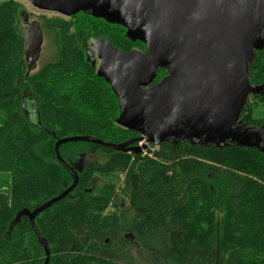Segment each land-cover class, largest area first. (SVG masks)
I'll return each instance as SVG.
<instances>
[{"label":"trees","instance_id":"16d2710c","mask_svg":"<svg viewBox=\"0 0 264 264\" xmlns=\"http://www.w3.org/2000/svg\"><path fill=\"white\" fill-rule=\"evenodd\" d=\"M19 11L15 0H0V264H42L28 218L7 229L16 211L33 209L71 183L55 156V138L89 135L117 143L138 135L116 125L117 99L86 61L85 48L100 36L120 50L143 44L128 40L120 25L81 12L44 18L54 56L29 71ZM164 73L158 68L154 81ZM249 82L264 84V48L255 51ZM25 94L32 97L33 118L22 105ZM240 119L264 126V95H249ZM98 151L107 154L104 162L85 164L75 187L34 219L49 245L48 264H118L135 245L154 264H264L260 151L184 141L137 154L84 141L59 146L71 160ZM96 175L104 182L92 193ZM115 193L126 197L128 212H105Z\"/></svg>","mask_w":264,"mask_h":264},{"label":"water","instance_id":"95a60500","mask_svg":"<svg viewBox=\"0 0 264 264\" xmlns=\"http://www.w3.org/2000/svg\"><path fill=\"white\" fill-rule=\"evenodd\" d=\"M28 1L39 10L64 16L83 12L120 25L128 40L145 47L144 52L123 51L106 38H96L85 49L86 61L117 99L116 125L140 136L117 143L89 135L55 138L56 158L70 174L71 183L33 209L16 211L7 229L10 233L26 216L43 249L42 264H48L50 249L34 218L75 187L77 171L83 168L82 156L71 163L73 168L60 157L58 147L63 143L85 141L135 154L145 147L133 144L139 141L156 146L184 141L217 148L235 144L264 155V126L247 125L240 119L249 95H264V84L249 82L255 51L264 48V0ZM41 40L38 27L29 25L24 35L28 69L38 58ZM158 68L166 74L142 88L156 77Z\"/></svg>","mask_w":264,"mask_h":264},{"label":"rangeland","instance_id":"374dc122","mask_svg":"<svg viewBox=\"0 0 264 264\" xmlns=\"http://www.w3.org/2000/svg\"><path fill=\"white\" fill-rule=\"evenodd\" d=\"M15 1L20 4V11L18 12L19 15H20V17H21V19H20L21 22L19 23V30L21 31V33L23 35V43H24V35H25L26 31H27V24L26 23L38 27V29L41 31L42 40H41V45H40V49H39V55H38V58L35 60V62L32 63L31 68L29 69V71H32V70L37 69L44 62L50 61L53 58V56H54V50H55V48L53 46V41H52L53 37H52L51 33L46 32V30L43 27H44V18H46L47 20H54V19L56 20V19H58V17L53 12L39 11V10L33 8L26 0H15ZM24 14L26 15V18H27L26 23L24 22V16H23ZM26 107H25V109H26ZM30 118H32V117H30ZM131 131H133V130H131ZM133 132L134 133H138V132H135V131H133ZM138 136H140L139 133H138L137 136L133 135L131 138H136ZM66 143H68V142H66ZM134 143H136V145H143V144L145 145V147L140 152H146V151H148V148L151 147V146H152L153 149H156L159 146V145L156 146V145H154L152 143H145V142H141V141L134 142ZM63 144H65V143H63ZM54 153H55V150H54ZM58 153L60 155L59 147H58ZM79 156H82L81 157V160H82L83 168H84V165L87 164V163L94 162V161H96L98 163L99 162H104V160L107 158V154L102 153L101 151H98V152L93 153V154H90V153L89 154H84L82 152H79L76 155L75 158L74 157L72 158L73 159L72 161H71L70 157L63 158L60 155V157L63 160H65L67 163H69V165L71 167H72L71 163L72 164L73 163H76L77 158ZM83 168H82V170H83ZM81 172L77 171V176ZM69 176H70V174H69ZM70 178H71V176H70ZM71 180H72V178H71ZM103 182L104 181L101 180L99 178V176L96 175L95 177H93V179L91 180V187H90L91 190H92V193H96L98 191L99 187L102 186ZM119 182L121 183V179L120 178H119ZM119 182H118V184H120ZM61 189H63V188H61ZM115 195H117V197L108 206V208L105 210V212H112V211H115L116 212L118 210V204H120V202H123L124 200L127 201V199L123 195V193H121V194L120 193L119 194L118 193H115L114 196ZM114 196H113V198H114ZM127 207H128V201H127V205L124 206L125 212H128V208ZM202 208H203V206L200 208V210ZM122 255H123V257L120 258L119 260H117V263L118 264H154L151 261V259L149 258V255L144 250H142V249L140 251L139 250L138 251H135L134 249H131V251L129 252L130 258H127V255L126 254L125 255L122 254ZM43 260H44V257H43Z\"/></svg>","mask_w":264,"mask_h":264},{"label":"flooded vegetation","instance_id":"af4514ba","mask_svg":"<svg viewBox=\"0 0 264 264\" xmlns=\"http://www.w3.org/2000/svg\"><path fill=\"white\" fill-rule=\"evenodd\" d=\"M28 3H29V1L28 0H26ZM30 4V3H29ZM31 5V4H30ZM32 6V5H31ZM33 7V6H32ZM33 8H35V7H33ZM35 9H37V8H35ZM37 10H39V9H37ZM39 11H44V10H39ZM45 12H53L58 18H67V19H70L72 16H74V15H71V16H64V15H62V14H60V13H58V12H56V11H51V10H49V11H47V10H45ZM79 13V12H78ZM77 13V14H78ZM81 13H83V12H81ZM77 14H75V15H77ZM26 16V15H25ZM99 19H102V18H99ZM26 21H27V18H26V20H24V22L26 23ZM27 24V30H28V28H29V25H31V24H28V23H26ZM27 32V31H26ZM47 32V31H46ZM124 33H125V31H124ZM96 38H105V37H102V36H100V37H96ZM96 38H94V39H96ZM91 40H93V39H91ZM90 40V41H91ZM90 41L88 42V44L90 43ZM89 46V45H88ZM87 46V47H88ZM86 47V48H87ZM85 48V49H86ZM127 50H138V51H141V52H144V50H145V47H144V45H143V47L141 48V47H139V46H136V47H132V48H130V49H127ZM127 50H123V51H127ZM31 68V66L29 67V69ZM28 69V70H29ZM166 74V72L162 75V76H164ZM162 76L160 77V79L162 78ZM159 79V80H160ZM155 80V78L147 85V86H143L142 88H147V87H150V86H152V85H154V84H156L159 80H157V81H154ZM32 97L29 95V94H25V97L24 98H22L23 100H24V106L26 107V109H27V116L30 118L31 116H32V113H34V108H33V104H32V99H31ZM72 161V160H71ZM117 197V195H115L114 196V198L113 199H115ZM127 205V201L126 200H124L123 202H120V204L118 205V207H119V209H120V211L121 212H125V208H124V206H126ZM128 208V207H127ZM128 211H129V209H128ZM127 237V239H128V241L132 244V243H134V239H133V236H132V234L131 233H126V234H124V238H126ZM137 245H135L133 248H131V249H134L135 251H138V249H137Z\"/></svg>","mask_w":264,"mask_h":264}]
</instances>
